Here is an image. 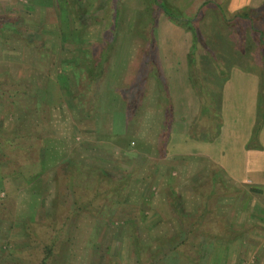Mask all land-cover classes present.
<instances>
[{"label": "rangeland", "instance_id": "374dc122", "mask_svg": "<svg viewBox=\"0 0 264 264\" xmlns=\"http://www.w3.org/2000/svg\"><path fill=\"white\" fill-rule=\"evenodd\" d=\"M44 1L0 0V125L10 122V130L21 127L20 132L24 131L23 140L13 148L6 141L0 143V264H41L49 247L52 254L47 264H143L144 259L151 264H189L178 252H171L179 242V219L191 222L192 215L202 209L201 198L211 192L216 197L209 222L204 223L215 238L201 248L203 256L197 253L190 263L264 264V227H255L261 204L208 159L181 153L184 148L189 153L203 147L213 138L216 146L207 145V150H215L216 157L226 153L228 159L234 151V156L242 154L240 138L247 130L260 129L264 122V15L250 9L229 14L230 0H118L116 10V0H92L99 1L96 19L93 13L87 14L78 24L89 26L95 34L88 41L93 44L90 49L100 52L112 39V50L100 61L103 75L97 88L89 85V76L79 81L74 92L79 109L73 113L49 97L46 101L53 107L43 103L37 108L38 98L29 93L51 89L55 78L46 76L50 58L38 54L34 59L23 36L10 30L15 20L27 26L35 22L60 37L59 30H53L49 6L40 7ZM162 6L182 23H175ZM245 13L254 20L244 19ZM59 26L63 29L61 22ZM247 72L254 81L245 77ZM92 90L98 98L91 106L92 115L87 116L84 104ZM15 100L18 105H9ZM204 108L211 112L202 114ZM234 131L238 134L232 138ZM256 135L248 147L257 143ZM161 136L169 141L163 149L158 143ZM46 138L60 143L67 156L44 176L31 180L21 172L13 175V171L40 172ZM231 139L238 142L234 150ZM72 160L79 162L78 167L70 165ZM129 174L133 180L114 194L113 188ZM207 180V187H201ZM125 194L131 196L130 204ZM242 224L252 229L255 238L232 239L229 225ZM26 231L33 234L28 252L15 251L12 241L24 240ZM135 237L143 245L144 256L139 260ZM192 247L197 251V243ZM161 252L169 257L162 260Z\"/></svg>", "mask_w": 264, "mask_h": 264}, {"label": "trees", "instance_id": "16d2710c", "mask_svg": "<svg viewBox=\"0 0 264 264\" xmlns=\"http://www.w3.org/2000/svg\"><path fill=\"white\" fill-rule=\"evenodd\" d=\"M42 1V0H41ZM57 2L59 1V4H47V0H45V4H40V7L42 8L43 5L49 6V13L52 15V18H54V28L53 30H59L58 33L60 34V37H56L51 33H47L45 31L44 28H40L39 26L36 25V23L32 22L30 24L32 25H26L23 24V22L21 21H13L11 20V25L14 29H10L13 30L14 32L19 33V37L21 39H23V41L26 44L27 47H29L31 49L32 52L31 55L34 57V59L37 57V55L39 54L41 57H49L50 58V63H49V68H48V73H47V77H54L55 79L52 80L51 89H46V90H41V91H37V88L34 89V91L30 92V95H35L36 98H38L37 102V108H39L40 106L43 105V103H45L46 107H53V105H51V103H47L46 98L49 97V100L52 99V101L54 100V102L59 103L58 105H60L62 107V105H67L69 106V108L71 109V111H73V113L77 110V108L79 109V105L77 103H75L76 99L74 96V92L75 89H77L79 87V81H81V79H83L84 77L88 78L89 76V81L90 84L92 85V88H97L99 86V80L102 77L103 74H101V71H99L101 69L100 67V61L103 58H106L107 56L110 55L111 53V43H112V39H110L108 41V45H106L105 49H102V51L98 52L95 50H92V48L90 49V47L93 45L89 44L88 41L92 40V38L95 37L94 32L91 31V29L89 28V26L83 25V24H78L79 20H81V17H83L84 15L88 16L91 13L94 14V17L96 19L97 15L96 12L99 10V1H96V3L92 0H87L85 3L82 0H56ZM61 1V2H60ZM43 3V2H41ZM98 3V4H97ZM118 4V0H116V4H115V8H113L114 10H116V6ZM89 7H91V11H89ZM25 8L28 9H33V7L31 5H26ZM162 8L164 9V12L166 13L167 16H169L175 23L181 24L182 21L179 19H177V16H175V14L169 10L168 7L166 6H162ZM67 9V11L65 12V10ZM100 10H103L100 9ZM88 14V15H87ZM96 15V16H95ZM57 16V23L55 24V18ZM94 17H91L90 20H94ZM114 17L116 18V14H114ZM244 19H250L251 22L254 20V18H252L251 16H249V14H244L243 15ZM4 20V19H3ZM1 22V20H0ZM59 22H61L62 27L60 28L59 26ZM37 26V27H36ZM38 28V29H37ZM117 27L115 25V23H113V28L112 30H115ZM197 31V30H195ZM11 32V31H10ZM117 34V30L115 31V33L111 34L112 37H116ZM5 36L4 40L7 41V34H3ZM50 35V36H49ZM13 36V35H12ZM9 35V37H12ZM1 37V36H0ZM9 41V40H8ZM33 65L35 63H32ZM145 65L148 66L149 64L145 61ZM98 69V71H96ZM41 71V70H40ZM58 72L57 74H54V72ZM42 73H45L46 71H41ZM53 75V76H52ZM54 75H57L56 77ZM155 79V78H154ZM141 82H143V80H145L144 76L142 75L140 77ZM158 83H161V80L159 78L155 79ZM54 81V82H53ZM162 84V83H161ZM45 88V87H43ZM162 91H164V89H161ZM120 91V90H119ZM91 93H93L94 95H92ZM90 93V96L88 97L87 101L84 104L85 107V113H87V116H91L93 113V109H91V106L93 104V108H94V102H96L97 98L95 96V92L92 90ZM97 94V93H96ZM112 97V96H111ZM110 97V98H111ZM126 102H128V97L126 96L125 98ZM47 103V104H46ZM9 105L11 106H16L18 105V102L15 101H10ZM44 105V106H45ZM58 105H55L54 107H58ZM138 108V103H136L135 108H133L132 110H136ZM130 109V108H129ZM11 110V107H10ZM137 112V111H136ZM210 109L204 108L202 110V114H208L210 113ZM80 113V110H79ZM25 114L29 115V111L25 112ZM167 114V113H166ZM216 115V113H215ZM134 116H136V113H132L131 118ZM168 116L170 117V113H168ZM32 117V116H30ZM29 117V118H30ZM130 118V119H131ZM77 120V119H75ZM10 124V122H7V124L0 125V128H2L0 131V143L6 141V144L10 147H14L17 146L24 137V131H21V127H16L18 128V130H13L8 127V125ZM15 126H19V125H15ZM100 130V129H99ZM99 130L97 129V134L99 135ZM5 132V133H4ZM4 133V135H3ZM97 135V136H98ZM54 138H46L45 140H42V149L45 151V157L46 159H42L40 162V166H41V170L38 173H35L32 171H13L12 174L16 175V174H20L19 172H21V174L25 177V178H29V179H34L37 175L42 174V176L45 175V173L48 172V169L51 168V165L57 164L63 157H65V155L67 156V154L63 151H61V144L59 143H55ZM136 142L140 145H143V142L140 140H136ZM169 142L167 141L166 137L161 136V139H159V148L163 149L164 145ZM60 151L62 152L63 155H61ZM75 152V151H74ZM160 154L156 153V156H158ZM163 157L165 155H162ZM152 163V162H151ZM79 162L72 160L70 162V165L74 166V167H78ZM218 168V167H217ZM218 171H220L222 173V170L218 168ZM0 172H2V168L0 167ZM8 175L10 173H7ZM1 178L3 177L2 175H0ZM6 176V174L4 175ZM0 178V179H1ZM126 180L124 182V180L119 181L118 185H116L113 190L114 194H120V190H124L130 183L129 180H133V175L129 174L125 177ZM145 178V177H144ZM148 179L150 177H147ZM146 178V181L148 182V179ZM139 179V177L137 178ZM145 180V179H144ZM150 180V179H149ZM211 182H214L213 179H211ZM126 186H124V185ZM148 184V183H146ZM203 185L201 187H203L204 185H206L204 188L207 187L208 185V180L204 181L202 183ZM135 185H136V179H135ZM150 185V184H149ZM124 186V187H122ZM197 187V186H196ZM200 188V187H197ZM211 189H215L214 186H211ZM99 193L96 195L98 196ZM131 197L129 194L126 196L125 194V198L128 200V198ZM215 192H211L209 193V195L204 196V198H201V206L200 208H202L201 210L199 209V211L195 214L192 215L193 216V220L191 222H183L182 219H179V242L177 243V245L175 246V248H173L171 250V252L177 253L179 254V256L186 261V263L191 264L190 262L194 263V257L197 253H199V255L203 256V253L200 252L201 248H207L209 245L206 244H210L212 237L215 238V235L212 234V232L207 230V225L204 222H209V215L211 213V209L212 207H210L213 203V201L215 200ZM123 198V195H122ZM126 200V201H127ZM130 199L127 201L128 204ZM131 201H136L131 200ZM141 203H138V205H140ZM136 205V203H135ZM179 207H182V199H179ZM141 216L144 214V208L140 211ZM140 216V215H139ZM143 217V216H142ZM263 218V217H262ZM144 219V217H143ZM142 219V220H143ZM10 220L12 221L13 219L10 218ZM264 220V219H263ZM134 224V228H136L137 224L135 222H133ZM20 225L22 226L21 223H18L17 226L20 227ZM236 225H229V234L233 233V238L232 239H240L241 241H245L246 237H247V230H249V233L252 232V229L248 228L246 229L245 226H243V224L240 227H235ZM123 226H121L122 228ZM24 229V228H23ZM25 236L23 238H25L24 240H17V241H12L14 242V247H15V251H22L24 252H28L29 249V239L30 237H33V234H30L26 231V233L24 232ZM251 234V233H250ZM232 235V234H231ZM133 239V238H132ZM135 242V250H136V256L137 259L139 260V258H142V256H144V253L141 252L143 250L142 248V241L139 237H135L134 239ZM198 240V241H196ZM25 243H23V242ZM217 241H219L217 239ZM11 242V241H9ZM20 242L23 243L22 245H20ZM197 243V251L192 247V244ZM232 243V242H231ZM191 247L194 249L192 250ZM230 247L227 246L226 247V251H229ZM191 252V259H190V255L188 252ZM52 254V248H48V253L46 254V256H44V258L42 259V263L41 264H47L46 260L47 258ZM162 254V255H161ZM161 255V256H160ZM176 255V254H175ZM160 258L162 257L166 259L167 257H169V253H160L159 254ZM158 256V257H159ZM193 257V258H192ZM2 262V261H1ZM14 261H11L9 264H17V263H13ZM197 262V261H195ZM143 264H151V263H146V259L143 260L142 262ZM37 264H39V262H37Z\"/></svg>", "mask_w": 264, "mask_h": 264}, {"label": "crops", "instance_id": "0c3cea01", "mask_svg": "<svg viewBox=\"0 0 264 264\" xmlns=\"http://www.w3.org/2000/svg\"><path fill=\"white\" fill-rule=\"evenodd\" d=\"M244 9H250L251 11L255 13L264 15V0H230L229 5L226 8L229 14L237 13L239 12V10L243 11ZM247 71L252 74H254L255 72H258V70H252V71L247 70ZM248 72L245 77H250L251 81H254L252 79L254 75H249ZM257 86H259V84ZM257 93L259 95L262 93V87L257 90ZM192 123L190 121L191 126H193ZM237 126L238 125L236 124V127ZM221 128H222L221 129V132H222L223 131L222 124H221ZM223 133L226 134V131H223ZM237 134H238V131H234V135L232 134V138H234V136L236 137ZM255 134H257L256 135L257 143L255 145L252 144L250 147H248L249 141L251 140V138L255 136ZM229 135L231 136V134ZM195 141H198V140H195ZM234 141H237V140L231 139V144H230V147L233 150L237 147V143H238ZM216 142H217L216 140H214L213 138H210L209 141L205 144L211 147V146H216ZM239 144H240V149L243 151L242 154L238 155L236 153V156H234L233 153L236 152L234 151L228 159L225 158V157H228L226 153H223L222 155H219L218 157H216V151L215 150L208 151L207 148H210V147L207 145L203 147H199L198 149H195V148L191 149L189 150L191 151L189 153H186L184 151V149L186 148H184L182 150L183 152L181 153L185 155L187 154L186 156L194 155V156L208 159L210 163L213 164V166H216L219 169H221L223 174L227 175L226 177L230 181H232L235 185L239 186L243 190H247L246 193H249V195L254 196V198L257 200L258 203L261 204L263 208L259 211L257 210L261 214L256 213V217L258 220L256 222L257 226L255 227L257 230L258 228L261 230L264 227V220H263L264 219V215H263L264 214V211H263L264 210V122L262 123L259 130H255V129L247 130V133L241 136ZM202 148H203V151L201 150ZM223 161L227 163L230 161V162H233L234 164L228 166L227 163L224 164ZM241 174H243L242 177H241ZM256 233L258 235H261V233L258 231ZM246 238L247 239L255 238V236H253V234H248Z\"/></svg>", "mask_w": 264, "mask_h": 264}]
</instances>
